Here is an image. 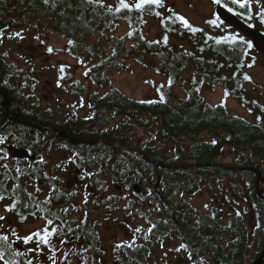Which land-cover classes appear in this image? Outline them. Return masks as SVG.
Masks as SVG:
<instances>
[{
	"label": "trees",
	"instance_id": "1",
	"mask_svg": "<svg viewBox=\"0 0 264 264\" xmlns=\"http://www.w3.org/2000/svg\"><path fill=\"white\" fill-rule=\"evenodd\" d=\"M213 1L247 24L264 27L262 2L246 0L240 7L232 0ZM124 3L129 7H122L121 0H0V216L15 226L46 221L36 232L40 235L33 234L27 243L23 237L17 239L24 251L18 249L14 231L0 232L8 237L0 241L4 253L0 264H47L41 256L47 252L55 254L50 264H171L157 256L171 239L185 246L181 256L189 264H247L252 246L244 216L227 215L221 206L203 211L191 202L212 180L224 188L229 179L242 196L244 187L233 182L237 176L249 188L255 235L264 237V199L257 191L260 172L264 196V95L251 85L249 70L256 66L251 40L216 16L200 25L176 9L165 11L163 0L140 8L135 6L139 0ZM149 18L159 22L155 39L146 34ZM122 23L127 30L119 33ZM46 30L66 39L62 51L85 68L90 81L85 84L68 65H58V83L74 98L67 112L55 105L43 107L36 96V75L6 60L9 45L20 34L30 32L40 39ZM128 59L151 65L165 78V83L156 84L157 98L130 97L111 82L108 70L124 69ZM91 86L105 92L91 90ZM217 86L252 118L230 113L224 100L208 102L203 91ZM174 88H180V93ZM141 130L146 135L134 144ZM203 133L208 139L200 138ZM52 143L75 153L74 161L79 159L81 168L90 167L89 200L95 201L99 192L108 193V182L101 179L105 175L113 182H128L130 188L139 182L147 190L136 193L138 200L130 199L124 206L135 224L132 239L112 244L110 263H104L105 242L93 213L89 210L78 222L72 203L77 194L64 189L61 176L54 171L63 170L66 163L53 166L52 172L46 169L42 157ZM7 144L27 149L36 159L12 158ZM164 146L172 147V155L164 152ZM228 148L235 156L231 165L219 160ZM185 164L192 165L181 166ZM147 174L160 179L153 189ZM131 177L137 181L133 185ZM43 187L49 188L48 194L44 195ZM118 199L110 194L102 203L115 207ZM9 207L11 211L6 210ZM65 244L70 245L64 253L61 245ZM260 247L262 253L263 241Z\"/></svg>",
	"mask_w": 264,
	"mask_h": 264
},
{
	"label": "rangeland",
	"instance_id": "2",
	"mask_svg": "<svg viewBox=\"0 0 264 264\" xmlns=\"http://www.w3.org/2000/svg\"><path fill=\"white\" fill-rule=\"evenodd\" d=\"M163 1L165 3V11H168L169 9H176L180 14H183L193 23L207 25L214 20L216 3L213 0ZM253 1H260L262 2L260 6L264 5V0ZM255 28L260 31L264 30V27L259 28L256 26ZM126 30L127 25L122 23L118 32L123 33ZM158 32L159 22L153 18H149L146 27V34L148 38L155 39ZM20 36H18V40L16 42L9 45L6 60L15 63L18 67H26V69L30 71L32 70L33 74L36 75L39 81L36 86V96L40 98V102L43 107L55 105L60 107L63 112H67V110H69L68 103L74 98H72L71 95H69L58 83V65L60 63L68 65L76 78L80 79L85 84L90 85V81L85 75V68L75 58L62 51V49L65 48L67 41L55 32H49L46 30L44 36L40 38L44 39L46 43L30 32L20 34ZM128 44H130V42H128ZM48 45L57 49V51L54 53L52 51L49 52ZM253 52L256 66L249 70L253 76V83L251 85L255 86L256 90L264 95V55L255 50H253ZM125 63L126 67L122 70H108L107 74L109 75L111 82L130 97L137 99L157 98L158 94L156 91V84L165 83V78L156 73L149 64H138L133 59H128ZM90 88L91 90H99L100 93L105 92L104 88L99 89L95 86H91ZM174 90L175 92L180 93V88H174ZM203 96L212 104H217L224 100L230 113L244 116L248 119L252 118V115L235 99L226 97L224 89L220 86L211 90L203 91ZM85 99L86 97H84V100ZM101 129L102 127L99 128V130ZM143 135H146V131L141 130L140 135L135 137L134 144L140 141L141 136ZM200 138L208 139L206 133H203ZM163 150L168 155H172L171 146H164ZM1 153L2 152H0V156ZM9 154L11 155L10 152ZM234 157L235 156L232 154L231 149L228 148L224 157H220L219 160L231 165ZM42 158L47 161L46 169L49 172L53 171V166L55 167L58 164H63V161L66 163V168L63 170L56 169L54 171L61 176L62 187L64 189H71L77 194L72 203L75 207H77V213L75 214L78 222H81L84 219L89 210L93 213V222L105 242L107 254L104 259V263H110L113 258L110 249L112 244L117 241L126 242L132 239L131 233L135 224L131 217H129V213L124 211V206L130 199L138 200V196L133 191V186L130 188L128 182H113L110 176L105 175L102 176L101 179L108 182V193L105 191L99 192L95 201L89 200L91 199L90 196L92 191L89 185H87V180L90 177H88L90 167L86 165L84 168H81L79 159L77 163L74 161L76 158L75 153L64 149V147L58 143H52ZM10 162H13V160ZM262 168H264V166H262ZM146 172L149 173L150 171L147 170ZM147 175L149 176L150 174ZM151 177L150 188L153 189V183L158 180V176L154 174V176ZM134 179L135 178L133 177L128 178V180H131L132 182H130V184L133 185L137 182H133ZM210 182L211 183L209 185L203 187L197 194L191 197V202L194 206L207 212H209L211 207L221 206L226 210L227 215L242 214L249 228V243L252 246L247 253V264H256L255 262L259 259V255L261 254L260 246L264 239L255 235V226H257V222L255 218V222L252 218L255 216H253V205L249 200V188L246 187L244 180L238 176L233 179V182L241 183L244 187V194L242 196L238 195L233 190L229 179L225 181L224 188H220L214 180ZM117 185H121L122 189L119 190L116 188ZM259 187L263 190V182H261V180ZM43 190L44 195L49 193L48 187H43ZM141 193L146 194L147 190L143 188ZM110 194L118 196L119 199L115 207L107 208L102 201L106 195ZM87 201L93 202L87 204ZM225 221H227V217L225 218ZM45 224V220H36L15 226V223L11 222L8 218H4L0 221V232H7L9 230L14 231L16 244H19L18 249L24 251L25 246L23 243H19L17 239L19 237L24 238L32 236L38 230L44 228ZM167 243L168 244L161 249L160 252L158 251L157 256L164 257L166 260H169L171 264H189L187 259L184 256H181L183 255V252L178 240L171 239ZM68 245L70 244L61 245L62 248L64 247V253L69 249ZM20 246H22L23 249H20ZM177 249L179 250L177 251ZM41 256L43 258V262L50 264L55 254L47 252ZM75 264H78V262H75Z\"/></svg>",
	"mask_w": 264,
	"mask_h": 264
},
{
	"label": "water",
	"instance_id": "3",
	"mask_svg": "<svg viewBox=\"0 0 264 264\" xmlns=\"http://www.w3.org/2000/svg\"><path fill=\"white\" fill-rule=\"evenodd\" d=\"M215 15L218 19H220L222 22L233 28L234 30L240 32L241 34L247 36L251 42L253 48L258 52L264 55V32L250 26L243 20H241L237 15L229 11L227 8H225L221 4H217L215 7ZM6 105V100L3 103ZM61 135H64L65 137L69 138L70 135L68 133L60 132ZM71 138V137H70ZM78 142H85V143H95L97 140H89V141H83V140H75ZM8 151L11 153V155L20 160L29 159L30 161H34L36 159L35 154H31L27 149L19 148L14 145H8L7 146ZM213 164V163H211ZM192 164H185L181 165L182 167H189ZM201 165H208V164H201ZM261 180V173L259 172V178L257 180V191L260 197L264 199L263 191L259 187V183ZM160 179H158L159 183ZM116 188L119 190L122 189L121 185H117ZM143 190L142 186L139 183H136L133 185V191L135 193H141ZM20 249H23L22 246L19 247ZM264 259V251L259 260L256 261V264H261V262Z\"/></svg>",
	"mask_w": 264,
	"mask_h": 264
},
{
	"label": "snow or ice",
	"instance_id": "4",
	"mask_svg": "<svg viewBox=\"0 0 264 264\" xmlns=\"http://www.w3.org/2000/svg\"><path fill=\"white\" fill-rule=\"evenodd\" d=\"M216 2L219 3V0H216ZM232 3H237V4L240 5V7H244V6H245V3H246V0H232ZM144 4H155V5H159V4H160V0H139V3H137L135 6H136L137 8H140V7H142V5H144ZM121 6L124 7V8L129 7L128 4L124 3V0H121ZM157 15H158V13H157ZM179 19H180L181 21H183V23L185 24L186 27L189 26V25H188V22H187L183 17H179ZM193 31H195V29H193ZM230 39H233V40H234L235 37H231ZM217 43H219V41H217ZM249 47H251L250 44H249ZM48 51L51 52L52 49L49 48ZM250 66H251V65H250ZM61 71H63V68H61ZM245 79H250V77L245 76ZM0 142H2V141H0ZM0 199H3V197L0 196ZM13 207H14V206H13ZM6 210L11 211V210H12V207L7 208ZM0 219H4V217L0 216ZM48 223L51 224L52 221H48ZM54 231H55V230H53V232H54ZM137 231H139V229H137ZM35 235H40V234H39V233H36ZM31 239H32V236L24 237V241H25V243H27V242H28L29 240H31ZM41 239H42L45 243H47V235H43V236H41ZM7 240H8V237H7V236H0V241H7ZM184 247H185L184 245H181V248H184ZM178 250H179V249H177V251H178ZM17 254H19V253H17ZM3 256H4V253H3V252H0V260H3ZM5 264H8V262H5ZM29 264H30V262H29Z\"/></svg>",
	"mask_w": 264,
	"mask_h": 264
},
{
	"label": "flooded vegetation",
	"instance_id": "5",
	"mask_svg": "<svg viewBox=\"0 0 264 264\" xmlns=\"http://www.w3.org/2000/svg\"><path fill=\"white\" fill-rule=\"evenodd\" d=\"M253 218V221L255 222V220H254V217H252ZM252 218H251V220H252ZM263 239H264V237H263ZM263 244H264V240H263ZM263 251H264V247H263ZM263 254V252L259 255V258L261 257V255ZM259 260V259H258ZM263 261H264V259H263ZM263 261L261 262V264L263 263ZM256 263V262H255Z\"/></svg>",
	"mask_w": 264,
	"mask_h": 264
}]
</instances>
